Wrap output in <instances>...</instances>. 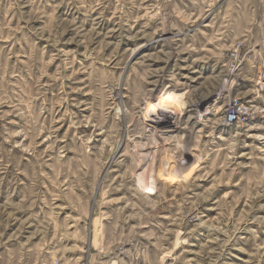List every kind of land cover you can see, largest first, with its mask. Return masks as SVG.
Returning a JSON list of instances; mask_svg holds the SVG:
<instances>
[{"label": "rangeland", "instance_id": "1", "mask_svg": "<svg viewBox=\"0 0 264 264\" xmlns=\"http://www.w3.org/2000/svg\"><path fill=\"white\" fill-rule=\"evenodd\" d=\"M158 70L198 139L130 175L112 105ZM263 78L264 0H0V264H264ZM235 101L252 119L229 126Z\"/></svg>", "mask_w": 264, "mask_h": 264}, {"label": "clouds", "instance_id": "2", "mask_svg": "<svg viewBox=\"0 0 264 264\" xmlns=\"http://www.w3.org/2000/svg\"><path fill=\"white\" fill-rule=\"evenodd\" d=\"M150 75H155L157 79L150 80ZM163 79L162 70L155 73H137L136 81L129 85V98L132 100L133 106L112 105L115 111V127L106 130L108 146L116 148L121 142L119 126L122 119L125 124L132 125L127 129L130 147L128 152L125 153V155L131 156L133 160L129 170L130 175L134 174L136 168L141 165L145 166L149 173L153 172L152 162L154 159L159 160V153L162 150L173 155L179 153V155H175V162L183 166L186 163L182 158L183 153L190 151L196 143V139H198L193 131L194 125L189 122L192 120L197 123L201 122L204 114L198 109L189 107L196 104V100L193 99L194 93H179V90L185 86L180 83L176 75L166 78L171 80V83L167 85L163 83ZM157 82L160 83L162 89L159 94L172 96L173 103L161 105L157 97L153 95L154 89L148 87V85ZM153 101L155 102L153 103ZM185 108L193 113L187 117V120L183 119ZM121 109H123V115H121ZM180 129L185 130L183 135L177 132ZM201 135H203V131H201ZM185 137L189 138L186 140ZM193 137L196 139H193ZM166 141L169 147L165 149ZM146 146L153 148L154 152L144 154L142 149ZM194 154H197L198 157L200 155L199 153ZM165 174H167V171H165ZM151 187L159 195H163L164 188L162 186L157 187L155 181ZM133 193L140 198L141 194L135 186H133ZM143 199L146 200L147 197H143Z\"/></svg>", "mask_w": 264, "mask_h": 264}, {"label": "built area", "instance_id": "3", "mask_svg": "<svg viewBox=\"0 0 264 264\" xmlns=\"http://www.w3.org/2000/svg\"><path fill=\"white\" fill-rule=\"evenodd\" d=\"M236 54L239 55L238 48L234 50L233 53H231V63L229 64V66H231L233 62H235L237 68H239V65L241 63L240 61H238V56ZM231 72L234 73L235 71L231 70ZM261 83L264 86V78L262 79ZM229 104L230 105L225 107L223 110V114L220 118L222 122H225L227 125L232 126L234 124H243L244 122L246 123L252 119L253 113L249 106L241 103L239 105L238 103H236V101ZM204 113L207 114L212 112L209 110V108H206Z\"/></svg>", "mask_w": 264, "mask_h": 264}, {"label": "bare ground", "instance_id": "4", "mask_svg": "<svg viewBox=\"0 0 264 264\" xmlns=\"http://www.w3.org/2000/svg\"><path fill=\"white\" fill-rule=\"evenodd\" d=\"M141 47H138L136 49H134L135 51H133V54L135 55V53H137V51L140 49ZM232 70V69H231Z\"/></svg>", "mask_w": 264, "mask_h": 264}]
</instances>
